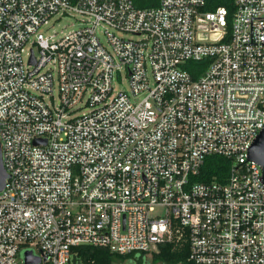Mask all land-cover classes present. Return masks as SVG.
<instances>
[{
	"label": "built area",
	"instance_id": "built-area-1",
	"mask_svg": "<svg viewBox=\"0 0 264 264\" xmlns=\"http://www.w3.org/2000/svg\"><path fill=\"white\" fill-rule=\"evenodd\" d=\"M209 1L0 0V264L163 244L264 264V0ZM64 16L79 28L45 36ZM210 156L224 182L194 179Z\"/></svg>",
	"mask_w": 264,
	"mask_h": 264
},
{
	"label": "trees",
	"instance_id": "trees-1",
	"mask_svg": "<svg viewBox=\"0 0 264 264\" xmlns=\"http://www.w3.org/2000/svg\"><path fill=\"white\" fill-rule=\"evenodd\" d=\"M214 7H225L228 10L232 9V0H212L209 1ZM136 8H150L158 5V0H133ZM211 7L208 6V9ZM207 60L200 62H190L186 65V69L197 78L202 70L206 68ZM201 71V72H200ZM229 161L220 156H210L206 158L204 165L200 169V175L194 178L196 181H210L216 179L224 182L228 172ZM77 256L74 262L81 264H123L126 263H141L145 254H130L120 256L110 253L103 248L91 246H82L76 248ZM187 257V248H173L171 244H163L158 247V253L153 254L150 261L146 264H185Z\"/></svg>",
	"mask_w": 264,
	"mask_h": 264
},
{
	"label": "rangeland",
	"instance_id": "rangeland-1",
	"mask_svg": "<svg viewBox=\"0 0 264 264\" xmlns=\"http://www.w3.org/2000/svg\"><path fill=\"white\" fill-rule=\"evenodd\" d=\"M79 17L75 16V17H70V16H64L62 17L60 20L50 23L49 24V29H47V31L45 32V30H43L44 35H49V34H57V37L62 35V34H66L70 31H73L77 28H79ZM99 37L101 39V41L104 43L105 42V38L103 37L102 34H99ZM122 81H116V85L115 88L116 90H122L124 92H128V86L127 83L124 79V77L122 76ZM160 211L162 210H157V212L160 213ZM150 261V257L145 256L142 260L143 264H146L147 262ZM123 264H129L124 262ZM130 264H141V263H130Z\"/></svg>",
	"mask_w": 264,
	"mask_h": 264
},
{
	"label": "water",
	"instance_id": "water-1",
	"mask_svg": "<svg viewBox=\"0 0 264 264\" xmlns=\"http://www.w3.org/2000/svg\"><path fill=\"white\" fill-rule=\"evenodd\" d=\"M34 143H38V141H34ZM248 159L253 161L258 165H264V127L261 132L258 134L256 139L253 141L249 152ZM7 178V174L2 164L1 160V150H0V191L4 188L5 180ZM24 261L26 264H38L39 259L33 258L29 252L24 254Z\"/></svg>",
	"mask_w": 264,
	"mask_h": 264
}]
</instances>
